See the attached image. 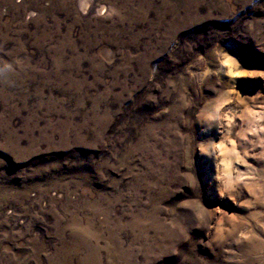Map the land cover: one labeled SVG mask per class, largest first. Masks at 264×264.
Returning a JSON list of instances; mask_svg holds the SVG:
<instances>
[{"label": "rangeland", "instance_id": "obj_1", "mask_svg": "<svg viewBox=\"0 0 264 264\" xmlns=\"http://www.w3.org/2000/svg\"><path fill=\"white\" fill-rule=\"evenodd\" d=\"M0 264H264V0H0Z\"/></svg>", "mask_w": 264, "mask_h": 264}]
</instances>
